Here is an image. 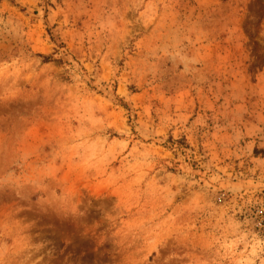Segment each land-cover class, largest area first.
<instances>
[{"label": "rangeland", "instance_id": "rangeland-1", "mask_svg": "<svg viewBox=\"0 0 264 264\" xmlns=\"http://www.w3.org/2000/svg\"><path fill=\"white\" fill-rule=\"evenodd\" d=\"M0 264H264V0H0Z\"/></svg>", "mask_w": 264, "mask_h": 264}]
</instances>
